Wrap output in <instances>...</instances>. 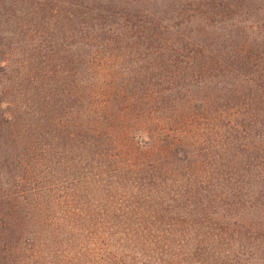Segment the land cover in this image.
<instances>
[{
    "label": "rangeland",
    "instance_id": "obj_1",
    "mask_svg": "<svg viewBox=\"0 0 264 264\" xmlns=\"http://www.w3.org/2000/svg\"><path fill=\"white\" fill-rule=\"evenodd\" d=\"M0 67V114L18 115L0 138V190L13 195L0 248L19 247L0 264L77 253L81 137L94 128L117 155L105 169L136 143L162 149L143 172L156 189L195 164L175 205L199 194L264 258V0H0Z\"/></svg>",
    "mask_w": 264,
    "mask_h": 264
},
{
    "label": "trees",
    "instance_id": "obj_2",
    "mask_svg": "<svg viewBox=\"0 0 264 264\" xmlns=\"http://www.w3.org/2000/svg\"><path fill=\"white\" fill-rule=\"evenodd\" d=\"M8 70V67H0L3 75ZM16 122L18 115L14 111H2L0 138L3 131ZM89 132L91 138L84 139L86 133L81 137L79 191L73 214L78 222L73 224L79 231L78 251L74 256L66 257V264H264V258L251 250L246 251L235 237H227L233 235L234 228L210 221L213 212L207 199L198 194L197 202H190L186 196L182 203L179 200L175 205L177 197L185 195L175 192L174 187L183 183L191 185L186 179L188 176L178 173L189 175L195 164L178 162L176 174L172 170L167 171L168 176L175 177L171 183L159 185L156 189L154 183L146 182L143 172L149 165L156 168L160 161L149 162L148 155L155 151L162 153L159 152L162 149L157 150L156 144L152 147L149 142L136 143L130 148L131 159L105 169V166L112 167L117 155L106 150L107 137L102 136L103 140H100L98 134L95 135L96 128L89 129ZM90 139L92 141L89 142ZM150 139L154 142L153 136ZM87 152L92 157L89 158ZM2 160L5 161V157ZM163 186L167 187L168 193L161 191ZM15 193V198L22 194L19 191ZM9 198L13 199V195L0 190V204ZM163 212H172L173 219L164 218ZM4 215L0 207L1 226ZM0 234L1 237L7 236L4 232ZM5 246L8 247L7 244ZM17 248H0V252Z\"/></svg>",
    "mask_w": 264,
    "mask_h": 264
}]
</instances>
